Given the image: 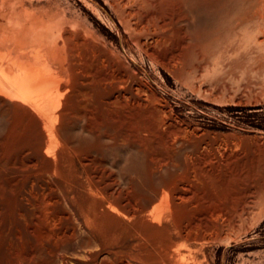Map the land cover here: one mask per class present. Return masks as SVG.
Masks as SVG:
<instances>
[{"label":"rangeland","instance_id":"rangeland-1","mask_svg":"<svg viewBox=\"0 0 264 264\" xmlns=\"http://www.w3.org/2000/svg\"><path fill=\"white\" fill-rule=\"evenodd\" d=\"M18 2L61 17L75 53L55 59L68 88L48 155L36 119L12 125L0 111V264H118L114 252L121 264H143L133 252L154 262L152 238L132 237L133 221L107 209L141 207L161 178L184 172L182 151L194 163L229 145L264 152V24L245 17L264 0ZM174 136L179 165L168 169ZM249 169H221L211 184L252 203ZM184 252L264 264V209Z\"/></svg>","mask_w":264,"mask_h":264},{"label":"bare ground","instance_id":"bare-ground-1","mask_svg":"<svg viewBox=\"0 0 264 264\" xmlns=\"http://www.w3.org/2000/svg\"><path fill=\"white\" fill-rule=\"evenodd\" d=\"M245 17L254 19L260 27L259 23L264 24V8L257 5L248 10ZM69 39L61 17L29 10L19 5L18 0H0V111L9 115L12 125L20 119H36L41 127L40 146L44 147L45 156L60 138L55 123L62 118L68 85L63 78L64 68L58 66L55 59L75 53ZM76 52L79 54L78 50ZM153 127L156 129L155 125ZM174 137L164 144L161 155L168 169L179 165L172 147ZM193 147L199 149L200 146L193 143ZM179 156L183 158L184 172L177 176L173 171L170 179L161 178L141 207L132 210L115 203L107 209L110 217L118 219L116 222L127 216L133 221L132 237L152 238L153 252H157L154 262L134 252L131 255L133 260L143 264H199L184 261V250L191 251L192 246L202 244L213 232L220 234L225 227L255 217L264 209L263 151L251 156L229 145L219 148L212 156L203 155L195 163L188 151L180 152ZM248 168L249 176L259 173L248 194L254 197L252 203H247L246 196L215 190L211 184L212 174L221 169L240 176L241 171ZM181 181L183 185L179 184ZM134 245L136 243L132 248ZM114 254L121 264L122 257L117 252ZM152 257L149 255L148 259Z\"/></svg>","mask_w":264,"mask_h":264}]
</instances>
